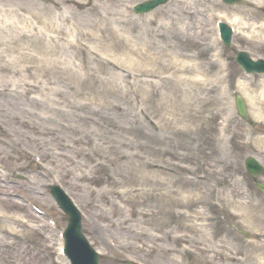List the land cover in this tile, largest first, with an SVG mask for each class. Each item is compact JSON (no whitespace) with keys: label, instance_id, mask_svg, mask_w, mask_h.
<instances>
[{"label":"rangeland","instance_id":"obj_1","mask_svg":"<svg viewBox=\"0 0 264 264\" xmlns=\"http://www.w3.org/2000/svg\"><path fill=\"white\" fill-rule=\"evenodd\" d=\"M136 1L0 0V264H66L55 178L101 264H264V194L239 172L245 154L264 159V77L240 81L232 61L264 57V13L171 0L134 16ZM244 82L259 126L232 112Z\"/></svg>","mask_w":264,"mask_h":264}]
</instances>
